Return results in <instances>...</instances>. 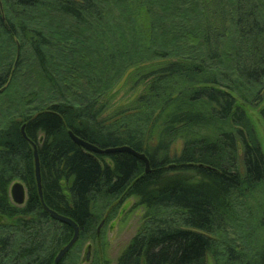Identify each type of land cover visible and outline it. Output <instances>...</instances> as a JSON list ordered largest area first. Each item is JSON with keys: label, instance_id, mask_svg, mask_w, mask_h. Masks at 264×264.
<instances>
[{"label": "trees", "instance_id": "trees-1", "mask_svg": "<svg viewBox=\"0 0 264 264\" xmlns=\"http://www.w3.org/2000/svg\"><path fill=\"white\" fill-rule=\"evenodd\" d=\"M17 42L18 61H0V264H80L70 251L56 263L74 230L43 206L34 143L43 200L78 241L130 198L143 209L116 264H264V147L248 111L264 103V0H0V44ZM31 67L45 95L15 90ZM128 71L143 90L114 108L105 94ZM69 131L131 146L150 171Z\"/></svg>", "mask_w": 264, "mask_h": 264}, {"label": "rangeland", "instance_id": "rangeland-1", "mask_svg": "<svg viewBox=\"0 0 264 264\" xmlns=\"http://www.w3.org/2000/svg\"><path fill=\"white\" fill-rule=\"evenodd\" d=\"M59 55L64 43L57 40ZM56 48V46H55ZM66 48V47H65ZM21 44L19 42L9 46L7 43L0 44V61L10 57L13 62L18 61L22 54ZM15 90L30 92L31 90L40 91L41 95H45L48 85L39 70L28 68L25 71L21 70ZM132 71H128L122 79L113 87L108 93L105 94L107 100L112 102L114 108L128 104L137 97L143 90V87H135L134 83L130 82ZM11 101V99H10ZM14 102V101H13ZM12 102V103H13ZM264 105L248 106V111L253 117L264 147V121L260 116V109ZM2 108V107H1ZM5 111V112H4ZM6 110H0V119L4 117ZM144 211L136 204L135 198L128 199L122 204L114 215L104 219L97 226V240H80L73 245L69 250L71 258L78 256L80 264H95L99 256L100 264H116L119 255L136 234L143 217ZM261 228H259V236ZM76 245V246H75ZM88 254H90L89 257ZM210 264L211 260H210Z\"/></svg>", "mask_w": 264, "mask_h": 264}, {"label": "water", "instance_id": "water-1", "mask_svg": "<svg viewBox=\"0 0 264 264\" xmlns=\"http://www.w3.org/2000/svg\"><path fill=\"white\" fill-rule=\"evenodd\" d=\"M22 133H23L25 138H28L26 135V132H25V125L22 126ZM69 134H70L71 138L78 145L82 146L83 148H85L86 150H88L91 153L110 154V153H116V152H128V153L134 155L135 157L143 160L145 165H146V171L147 172L150 171V161H149L148 157L146 156V154L142 153V152H138L137 150H135L131 146L125 145V146H118V147L101 148L95 144H92V143L80 138L79 136L74 134L72 131H69ZM33 146H34V152H35L36 181H37L40 196L42 198L43 206L49 212V214L51 215L52 218L70 225L74 230V235H73L72 239L70 240V242L68 244H66L60 250V252L58 253V255L56 257V263H59L64 258V256L69 252V250L73 247V245L77 242V240L79 239L80 228H79L78 224L73 219H71L67 216H64L62 214H59L55 210L50 209L45 204V202L43 200L41 164H40V159H39V154H38V147L35 143ZM10 193H11V197H12V200L14 201V203H16L17 205L25 204L28 194H27V188L23 182H21V181L14 182L11 186ZM89 256H90V254H88L87 257H89Z\"/></svg>", "mask_w": 264, "mask_h": 264}]
</instances>
